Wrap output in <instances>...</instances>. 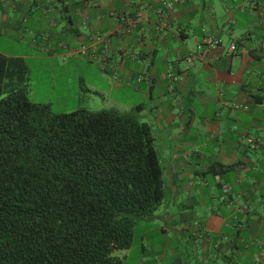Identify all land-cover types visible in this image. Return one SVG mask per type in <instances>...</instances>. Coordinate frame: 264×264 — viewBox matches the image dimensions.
<instances>
[{"label": "crops", "instance_id": "0c3cea01", "mask_svg": "<svg viewBox=\"0 0 264 264\" xmlns=\"http://www.w3.org/2000/svg\"><path fill=\"white\" fill-rule=\"evenodd\" d=\"M160 5L0 0V36L56 58L60 75L78 62L83 94L152 126L166 195L120 264H264V0H179L166 20Z\"/></svg>", "mask_w": 264, "mask_h": 264}, {"label": "trees", "instance_id": "16d2710c", "mask_svg": "<svg viewBox=\"0 0 264 264\" xmlns=\"http://www.w3.org/2000/svg\"><path fill=\"white\" fill-rule=\"evenodd\" d=\"M30 80L0 53V264H120L166 195L153 128L113 108L54 113Z\"/></svg>", "mask_w": 264, "mask_h": 264}, {"label": "rangeland", "instance_id": "374dc122", "mask_svg": "<svg viewBox=\"0 0 264 264\" xmlns=\"http://www.w3.org/2000/svg\"><path fill=\"white\" fill-rule=\"evenodd\" d=\"M23 44V42L10 40L9 38H3L0 36V50L2 52L10 54L12 57H18V55L22 54L30 55L28 58L24 59L30 69L31 80L29 98L32 102L37 101L45 103L49 101L48 103H51L52 111L57 114L70 113L79 109L100 111L111 109V107H113L112 100L104 101L101 98H96L93 94H83L80 83L78 82V72L85 75L86 71L84 68L78 71V62L76 64L71 61L68 65V70L65 72L63 69L60 75L56 58L52 59L43 56V60L36 59L35 57L37 53L28 51ZM64 59L65 58L60 59L61 64H63ZM51 64L53 66L56 80L58 81L55 90L53 89L54 84H52L51 80ZM66 77L69 86L66 85L65 87ZM88 77H90L91 81H98L94 74L89 75ZM80 93L83 94L81 100H79Z\"/></svg>", "mask_w": 264, "mask_h": 264}, {"label": "built area", "instance_id": "2783aa9c", "mask_svg": "<svg viewBox=\"0 0 264 264\" xmlns=\"http://www.w3.org/2000/svg\"><path fill=\"white\" fill-rule=\"evenodd\" d=\"M178 4L179 0H161V5H160V18L163 20H166L170 18L171 16H174L177 14L178 11ZM138 18L136 19L137 22H142L143 17L142 15L137 16ZM203 45L208 46L209 49H216L219 47L220 42L218 39H216L213 36H207L203 40ZM238 42H233L230 47H229V53L230 54H236L238 53ZM202 45L198 47V49H201ZM189 61H192V58L188 59ZM238 109V107H236ZM230 188H225L224 193H228Z\"/></svg>", "mask_w": 264, "mask_h": 264}]
</instances>
